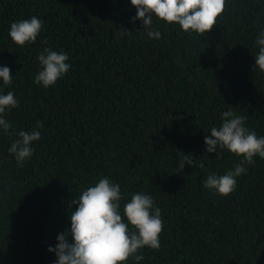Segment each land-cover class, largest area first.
<instances>
[{
	"label": "trees",
	"instance_id": "16d2710c",
	"mask_svg": "<svg viewBox=\"0 0 264 264\" xmlns=\"http://www.w3.org/2000/svg\"><path fill=\"white\" fill-rule=\"evenodd\" d=\"M136 12L131 0H0V67L13 76L9 86L0 78V94L19 101L0 114L16 133L0 129V264H55L49 247L70 230L72 201L105 176L121 187L125 222L134 193L161 209V247L139 250L138 264H264V159L245 165L227 196L203 184L242 159L206 151L222 112L264 136V72L253 71L264 0H226L202 36L153 16L162 35L149 38ZM32 16L44 21L37 40L18 46L10 26ZM46 47L71 65L47 88L34 82ZM34 129L41 138L18 166L8 150ZM181 151L197 164L180 171Z\"/></svg>",
	"mask_w": 264,
	"mask_h": 264
},
{
	"label": "clouds",
	"instance_id": "9594fccd",
	"mask_svg": "<svg viewBox=\"0 0 264 264\" xmlns=\"http://www.w3.org/2000/svg\"><path fill=\"white\" fill-rule=\"evenodd\" d=\"M131 4L137 9L136 15L131 18L132 22L140 19L148 37L159 39L162 34L153 29V16L168 24H178L184 32L191 30L202 36L216 25L217 18L225 10L226 0H131ZM43 24L44 21L36 16L15 21L10 26L9 36L21 47L26 43H34ZM256 43L259 51L255 55L253 71L258 67L264 72V31L259 34ZM37 60L40 70L34 82L45 88L54 85L71 67L67 63L68 53L54 51L51 47L44 48ZM0 78L4 86L12 84L13 76L8 66L0 67ZM18 105L14 92L0 94V114ZM221 117L222 125L219 128L212 127L210 136L204 137L206 151L216 153L219 147L242 159L223 175L209 174L203 184L205 188L227 196L235 190L236 178L248 171L245 165L254 164L257 155L264 159V136L258 137L254 130L245 126L246 116L228 110L222 112ZM40 127H43V123L37 121V128ZM11 128L12 124L0 115V129L10 136L15 135L9 131ZM18 136L20 138L12 143L8 151L15 155L18 166H22L34 154L32 142L38 141L41 133L35 129L21 130ZM186 164L193 166L197 161L192 155L181 151L180 171ZM204 166V162L199 161L198 167L201 170ZM122 199L120 185L106 176L99 179L95 186L83 190L72 201L79 207L71 213L70 230L60 233L57 245L49 247V251L55 252L57 256L55 264H124L130 257L138 264L144 259L143 255H137L139 250L145 246L159 250L163 222L161 209L155 206L154 198L143 192L134 193L124 205L123 215L127 222L120 214ZM69 235L72 237L71 242L68 240Z\"/></svg>",
	"mask_w": 264,
	"mask_h": 264
}]
</instances>
